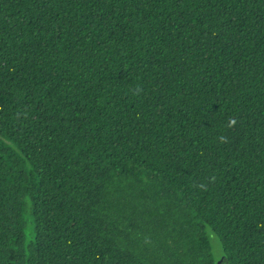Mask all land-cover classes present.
<instances>
[{"label": "trees", "instance_id": "16d2710c", "mask_svg": "<svg viewBox=\"0 0 264 264\" xmlns=\"http://www.w3.org/2000/svg\"><path fill=\"white\" fill-rule=\"evenodd\" d=\"M212 235L264 264V0H0V264H217Z\"/></svg>", "mask_w": 264, "mask_h": 264}, {"label": "rangeland", "instance_id": "374dc122", "mask_svg": "<svg viewBox=\"0 0 264 264\" xmlns=\"http://www.w3.org/2000/svg\"><path fill=\"white\" fill-rule=\"evenodd\" d=\"M35 232L31 225L26 228V243L29 244L34 240ZM213 253L217 264H223V251L221 244L215 235H212Z\"/></svg>", "mask_w": 264, "mask_h": 264}, {"label": "water", "instance_id": "95a60500", "mask_svg": "<svg viewBox=\"0 0 264 264\" xmlns=\"http://www.w3.org/2000/svg\"><path fill=\"white\" fill-rule=\"evenodd\" d=\"M223 264H227L225 258H223Z\"/></svg>", "mask_w": 264, "mask_h": 264}]
</instances>
